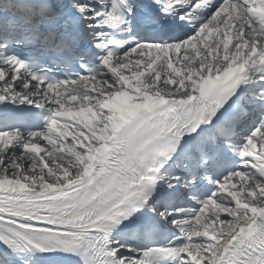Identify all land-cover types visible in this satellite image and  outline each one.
Masks as SVG:
<instances>
[{
	"label": "snow or ice",
	"instance_id": "1",
	"mask_svg": "<svg viewBox=\"0 0 264 264\" xmlns=\"http://www.w3.org/2000/svg\"><path fill=\"white\" fill-rule=\"evenodd\" d=\"M0 264H264V0H0Z\"/></svg>",
	"mask_w": 264,
	"mask_h": 264
}]
</instances>
